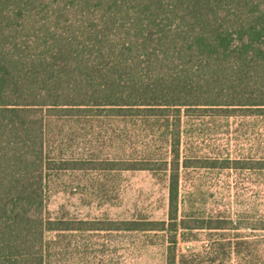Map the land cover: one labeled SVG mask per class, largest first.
<instances>
[{"label":"trees","instance_id":"trees-1","mask_svg":"<svg viewBox=\"0 0 264 264\" xmlns=\"http://www.w3.org/2000/svg\"><path fill=\"white\" fill-rule=\"evenodd\" d=\"M236 113L264 116V0H0V264H47L50 230H164L174 243L179 228H227L180 216L192 164L180 147L185 118ZM95 130L127 152H56ZM249 164L264 170V157ZM130 169L164 174L166 220L45 215L60 172ZM176 258L168 245L165 264Z\"/></svg>","mask_w":264,"mask_h":264},{"label":"rangeland","instance_id":"rangeland-1","mask_svg":"<svg viewBox=\"0 0 264 264\" xmlns=\"http://www.w3.org/2000/svg\"><path fill=\"white\" fill-rule=\"evenodd\" d=\"M182 128L180 160L192 164L179 170V214L190 225L225 221L227 228H179L174 243L164 230H50L47 264H165L168 245H175L176 264H263L264 229L253 227L264 221V170L249 163L264 157V116H196ZM72 137L58 138L56 152L114 157L128 149L96 130ZM235 160L248 164L235 168ZM46 191L52 220L167 219V179L158 171L70 170L52 177Z\"/></svg>","mask_w":264,"mask_h":264}]
</instances>
